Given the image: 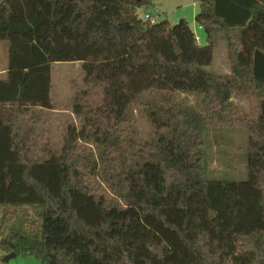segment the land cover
<instances>
[{
	"label": "trees",
	"instance_id": "1",
	"mask_svg": "<svg viewBox=\"0 0 264 264\" xmlns=\"http://www.w3.org/2000/svg\"><path fill=\"white\" fill-rule=\"evenodd\" d=\"M153 4L0 0L6 253L42 264H264V0H199L203 46L184 19L141 17ZM219 39L230 74L206 69ZM62 62L81 64L83 85L56 143L36 111H58L52 65ZM241 88L250 114L233 105ZM223 126L248 131L245 181L207 178L206 135Z\"/></svg>",
	"mask_w": 264,
	"mask_h": 264
},
{
	"label": "rangeland",
	"instance_id": "2",
	"mask_svg": "<svg viewBox=\"0 0 264 264\" xmlns=\"http://www.w3.org/2000/svg\"><path fill=\"white\" fill-rule=\"evenodd\" d=\"M200 10L199 0H154L150 8L139 11L141 17L149 12L155 22L168 21L174 25L184 19L196 34L200 45L206 44L205 30L200 27L196 15ZM8 42L0 41V74H4L8 65ZM216 74H230L231 64L228 58L226 40L219 39L214 54L213 64L206 68ZM83 77L81 64L55 63L52 65L51 96L58 111H36L46 121L54 142L61 139V127L72 118L71 105L77 91L82 88ZM190 101H194L192 98ZM236 111L240 114H250L252 96L249 90L241 88L232 98ZM67 109V110H65ZM139 136L142 139L150 136L149 123L146 117L140 118L138 124ZM205 168L207 178L220 181H245L248 178V131L244 127H212L208 130L205 141ZM6 207L0 206V215ZM29 210V209H28ZM1 219V217H0ZM16 220L11 225L16 224ZM10 226V225H9ZM21 231L22 227L18 226ZM9 228H6L8 231ZM5 231V232H6ZM4 234V233H3ZM10 253L0 246V264H42L36 256L17 255L8 262H3Z\"/></svg>",
	"mask_w": 264,
	"mask_h": 264
},
{
	"label": "water",
	"instance_id": "3",
	"mask_svg": "<svg viewBox=\"0 0 264 264\" xmlns=\"http://www.w3.org/2000/svg\"><path fill=\"white\" fill-rule=\"evenodd\" d=\"M123 27L126 28V24H123ZM16 256L17 254L15 252H12L4 258L3 262H8L11 258L16 257Z\"/></svg>",
	"mask_w": 264,
	"mask_h": 264
},
{
	"label": "built area",
	"instance_id": "4",
	"mask_svg": "<svg viewBox=\"0 0 264 264\" xmlns=\"http://www.w3.org/2000/svg\"><path fill=\"white\" fill-rule=\"evenodd\" d=\"M146 17H147V18H151L150 15H147ZM151 19H153V18H151ZM153 20H154V19H153Z\"/></svg>",
	"mask_w": 264,
	"mask_h": 264
}]
</instances>
